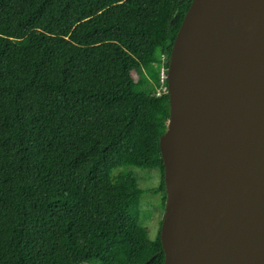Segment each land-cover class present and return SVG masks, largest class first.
<instances>
[{
  "label": "trees",
  "instance_id": "1",
  "mask_svg": "<svg viewBox=\"0 0 264 264\" xmlns=\"http://www.w3.org/2000/svg\"><path fill=\"white\" fill-rule=\"evenodd\" d=\"M191 2L0 0V264L165 263L145 191L109 173L159 167L166 204L169 95L131 71L170 58Z\"/></svg>",
  "mask_w": 264,
  "mask_h": 264
},
{
  "label": "water",
  "instance_id": "2",
  "mask_svg": "<svg viewBox=\"0 0 264 264\" xmlns=\"http://www.w3.org/2000/svg\"><path fill=\"white\" fill-rule=\"evenodd\" d=\"M167 78L164 264H264V0H192Z\"/></svg>",
  "mask_w": 264,
  "mask_h": 264
},
{
  "label": "rangeland",
  "instance_id": "3",
  "mask_svg": "<svg viewBox=\"0 0 264 264\" xmlns=\"http://www.w3.org/2000/svg\"><path fill=\"white\" fill-rule=\"evenodd\" d=\"M161 57V64H154L150 69H133L134 77L144 75L147 83V90H155L159 95L167 93L168 71L170 58L166 54L158 53ZM167 113L164 106L162 115ZM109 177L112 181L124 180L130 188H140L145 191L140 199V207L135 219V226L146 238L155 240L162 227L165 217L166 204L162 201V193H153L151 189L157 188L162 180V173L159 167L146 168L140 165L125 163L114 168Z\"/></svg>",
  "mask_w": 264,
  "mask_h": 264
}]
</instances>
